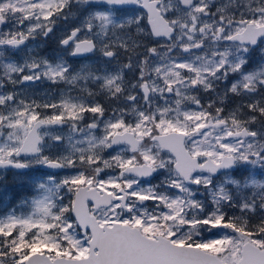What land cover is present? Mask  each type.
<instances>
[{
	"label": "snow or ice",
	"instance_id": "obj_1",
	"mask_svg": "<svg viewBox=\"0 0 264 264\" xmlns=\"http://www.w3.org/2000/svg\"><path fill=\"white\" fill-rule=\"evenodd\" d=\"M8 175L0 264H264V0H0Z\"/></svg>",
	"mask_w": 264,
	"mask_h": 264
},
{
	"label": "rangeland",
	"instance_id": "obj_2",
	"mask_svg": "<svg viewBox=\"0 0 264 264\" xmlns=\"http://www.w3.org/2000/svg\"><path fill=\"white\" fill-rule=\"evenodd\" d=\"M8 178H10V179L8 180ZM7 180H8V182H11V183H13L15 185H19L20 188L23 187L22 185L16 183L11 175H8L6 181L4 182V184L2 186H0V208L8 207V203H9L10 199L12 197L19 196L18 190H17V195L15 194V191H13V190H9L8 192H6V189H5L4 185L7 182ZM19 197H21V196H19Z\"/></svg>",
	"mask_w": 264,
	"mask_h": 264
},
{
	"label": "flooded vegetation",
	"instance_id": "obj_3",
	"mask_svg": "<svg viewBox=\"0 0 264 264\" xmlns=\"http://www.w3.org/2000/svg\"><path fill=\"white\" fill-rule=\"evenodd\" d=\"M46 54L49 56L53 55V49L51 47H48L44 49ZM57 90V86H49L47 84H38L36 86V89L33 94H35L38 98L45 95V93H49L50 95L55 94V91Z\"/></svg>",
	"mask_w": 264,
	"mask_h": 264
},
{
	"label": "trees",
	"instance_id": "obj_4",
	"mask_svg": "<svg viewBox=\"0 0 264 264\" xmlns=\"http://www.w3.org/2000/svg\"><path fill=\"white\" fill-rule=\"evenodd\" d=\"M9 179L10 178H8V180ZM8 180H7V182L4 185V187L6 189V192H8L9 190H13V191H15V194L17 195V190H18V194L21 197L26 194V189L24 187L20 188L19 185H15V184H13L11 182H8Z\"/></svg>",
	"mask_w": 264,
	"mask_h": 264
}]
</instances>
